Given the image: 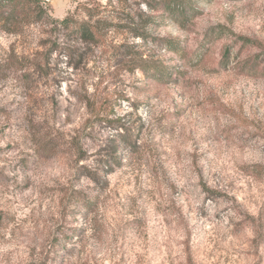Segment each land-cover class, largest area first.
I'll return each mask as SVG.
<instances>
[{
  "label": "rangeland",
  "instance_id": "374dc122",
  "mask_svg": "<svg viewBox=\"0 0 264 264\" xmlns=\"http://www.w3.org/2000/svg\"><path fill=\"white\" fill-rule=\"evenodd\" d=\"M85 1L45 4L62 19ZM197 8L146 23L178 51L125 26L74 44V67L61 30H0V264H264V0Z\"/></svg>",
  "mask_w": 264,
  "mask_h": 264
},
{
  "label": "trees",
  "instance_id": "16d2710c",
  "mask_svg": "<svg viewBox=\"0 0 264 264\" xmlns=\"http://www.w3.org/2000/svg\"><path fill=\"white\" fill-rule=\"evenodd\" d=\"M126 1L105 0L104 3H101L96 0H86L82 4H78L75 10L64 18L57 19L49 14L45 0H0V30L9 34H18L23 28L32 24L61 30L65 37L64 43L67 45L66 48H61L65 51L63 56L67 59V64L74 67L73 59L77 56V50L73 48L74 44L81 43L87 47L95 48L105 46L109 38L108 34L112 31L123 32L120 29L125 26L126 30L141 40L144 45L149 42L155 46L178 51L173 48L172 40L150 36L146 23L153 19H159L163 22L172 21L183 28L189 18L198 13V0H143L145 8H148L150 14L144 15V18H140L139 22L134 23L129 19L122 20L120 18L123 11L120 12V7L116 5H124ZM134 47L121 44L115 49L119 48L121 53L130 57L127 62L133 63L135 68L137 67L150 81L165 83V77L169 80L172 79L169 69L166 67L145 61L141 58L142 55L131 57L130 54H138ZM134 59H137L136 62ZM44 146H47V142ZM81 201V207L85 209H93L96 205L94 198H84Z\"/></svg>",
  "mask_w": 264,
  "mask_h": 264
}]
</instances>
